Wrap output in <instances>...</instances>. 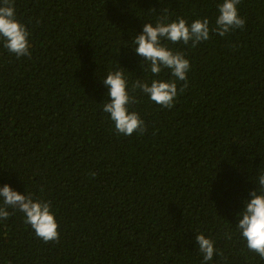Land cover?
<instances>
[{
	"label": "trees",
	"instance_id": "trees-1",
	"mask_svg": "<svg viewBox=\"0 0 264 264\" xmlns=\"http://www.w3.org/2000/svg\"><path fill=\"white\" fill-rule=\"evenodd\" d=\"M220 2L12 0L31 55L0 42V187L50 201L59 241L45 243L8 208L0 264H201L200 233L220 253L206 264H264L236 228L264 172V0H241L245 26L224 37L165 41L190 61L171 109L131 90L136 79H172L167 69L153 77L135 53L144 23L212 26ZM116 70L143 134H117L102 110V79Z\"/></svg>",
	"mask_w": 264,
	"mask_h": 264
},
{
	"label": "clouds",
	"instance_id": "clouds-1",
	"mask_svg": "<svg viewBox=\"0 0 264 264\" xmlns=\"http://www.w3.org/2000/svg\"><path fill=\"white\" fill-rule=\"evenodd\" d=\"M240 2L241 0H221L217 4L218 15L212 26L207 17L195 19L189 24L182 17L169 21L167 16H161L155 25L144 23L142 31L135 35V47L132 48L136 54L143 57L153 77H158L167 69L172 79H152L150 83L146 79H136L131 85L132 92L139 90L155 104L171 109L178 96V82H183L179 92H183L187 87L190 61L182 51L167 47L165 41L196 47L199 43L209 40L210 33L224 37L236 29L244 28L246 21L240 16L237 7ZM29 35L25 24L16 18L12 0H0V42L3 47L18 58L30 57ZM102 82L108 89L106 95L109 98L103 103L102 110L109 114L108 118L113 122L117 134H143L146 130L144 120L136 111L130 110V105L137 103V99L128 90L124 71H110ZM91 175L94 176L95 173ZM254 184V190L249 193L250 199L242 201L243 207L237 213L239 219L236 228L246 242L248 250L264 260V172L258 175ZM8 208L22 212L25 222L45 243L59 241V224L51 210L50 201L34 199L30 193L20 194L10 185L4 184L0 187V219H7L11 215ZM195 242L199 252L203 254L201 264L212 261L214 255L220 254L214 247V241L202 233L195 234Z\"/></svg>",
	"mask_w": 264,
	"mask_h": 264
}]
</instances>
